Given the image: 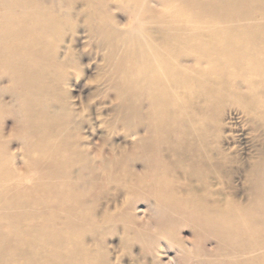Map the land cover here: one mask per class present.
<instances>
[{
  "label": "rangeland",
  "instance_id": "rangeland-1",
  "mask_svg": "<svg viewBox=\"0 0 264 264\" xmlns=\"http://www.w3.org/2000/svg\"><path fill=\"white\" fill-rule=\"evenodd\" d=\"M9 1L0 0L1 28ZM60 1L79 11L87 4L99 8L97 0ZM107 1L117 20L126 24L119 9L124 0ZM149 2L155 22L166 5L172 44L180 31L222 34L224 40L215 45H229L230 36L233 44L264 46V0ZM88 15H74L78 24H65L52 37L56 58L70 59L64 86L49 95L32 85L28 94L38 109L47 100L46 113L65 126L33 127L18 98L26 93L25 69H16L19 80H13L0 57V264H177L181 243L205 247L219 264H264V205L249 213L231 209L230 215L246 217L228 228L225 239L217 229L165 213L171 181L177 191L186 182L180 162H173L176 173L170 177L165 135H155L151 149L149 143L140 146L146 124L127 111L119 114L114 90L107 80L98 81L108 66L88 34ZM33 73L28 82L39 77ZM243 128L252 131L247 122ZM47 133L55 140L49 142ZM233 187L231 176L225 175L213 187L212 198L220 200L219 192L229 197Z\"/></svg>",
  "mask_w": 264,
  "mask_h": 264
},
{
  "label": "bare ground",
  "instance_id": "bare-ground-1",
  "mask_svg": "<svg viewBox=\"0 0 264 264\" xmlns=\"http://www.w3.org/2000/svg\"><path fill=\"white\" fill-rule=\"evenodd\" d=\"M149 1L124 0L119 9L127 18L122 24L107 0H97L100 9L87 4L82 11L60 0H10L4 12L7 21L0 27V57L6 59L2 65L12 70L13 80H19L15 75L24 67L26 93L18 98L36 130L65 126L46 113L47 100L38 109L28 94L32 85L49 95L64 86L70 59L56 58L52 37L72 24L74 15L81 18L88 12V34L108 66L98 81L107 80L114 90L121 104L119 114L127 111L146 124L142 127L148 137L139 139L140 146L149 143L151 149L154 136L165 135L170 177L176 173L173 162H180L186 182L177 191L171 181L165 213L171 219L180 216L198 227L217 229L225 239L228 228L246 217L230 215L231 209L249 213L264 205V46L233 44L230 36L229 45H215L224 40L222 34L180 31L172 44L166 5L155 22ZM16 46L23 51L17 52ZM75 50L69 51L76 55ZM32 72L34 78L39 75L33 78L35 83L28 82ZM245 122L251 125L250 133L243 132ZM53 135L47 133L49 142L55 140ZM225 175L231 176L233 192L229 197L219 192L221 199H213L212 189ZM210 255L201 245L181 243L176 263L219 264Z\"/></svg>",
  "mask_w": 264,
  "mask_h": 264
}]
</instances>
